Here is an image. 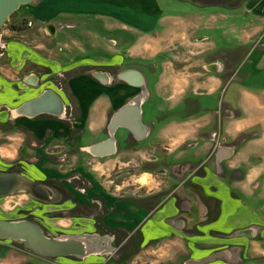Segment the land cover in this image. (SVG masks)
<instances>
[{
  "label": "crops",
  "instance_id": "1",
  "mask_svg": "<svg viewBox=\"0 0 264 264\" xmlns=\"http://www.w3.org/2000/svg\"><path fill=\"white\" fill-rule=\"evenodd\" d=\"M94 1L96 5L84 6L82 1L80 6L86 8L84 12L98 16L95 20L101 22L103 29L93 30L97 35L106 38L122 30H158L147 16L156 13L157 8L149 10L136 5L123 9L116 0ZM210 10L209 27L206 16L195 6L181 13V45L186 43V33L193 30L195 45L210 46L207 62L194 73L201 74V78L194 82L161 91L158 71L145 76L126 65L134 56L125 53H114L108 61L98 63L106 68L99 73L105 78L98 80V73H92L73 76L68 81V92L73 95V104L86 127L81 143L69 145L73 150L70 156L87 159L88 164L91 158L116 161L126 155L132 164L143 157L152 168L139 177L155 174L164 179V188H170L151 208L157 187L150 186L151 177L146 183L150 187L149 195H145V202H149L146 206L133 197L137 194L127 199L106 191L107 187L91 171L87 172L92 183L89 182L86 204H103L107 211L99 217H72L73 221H81L82 229L87 228L84 232L89 234L83 236L92 239L91 245L98 250L84 257L81 264H264V14L255 17L258 27L250 21L248 12H242L241 26H233L234 23L216 21V10ZM23 16L19 13L13 22ZM112 20L115 26L111 30L107 24ZM160 20L162 17L156 20L158 25ZM125 22L134 27L128 28ZM218 28L225 30V45L247 46L245 56L231 69L211 55L218 49L212 38ZM254 29L260 30L258 41H253L257 37L248 36ZM229 30H235V34L231 35ZM36 33L45 37L57 34L58 30L52 25L36 29ZM111 40L117 42L116 34ZM176 94H181L179 101L172 103ZM218 94L224 98L223 119L219 107L216 109L210 103ZM60 98L66 109L69 100ZM128 107H137L141 127H126L135 118L130 109L121 112ZM115 118L118 121L108 136L105 130ZM36 119L51 121L54 117ZM109 139H113L115 151L106 155ZM29 149L36 152L35 146ZM109 163L105 160L102 165ZM253 169L256 175L249 181ZM121 188L117 185L115 190ZM6 253L0 257V264L26 262L11 257L9 251Z\"/></svg>",
  "mask_w": 264,
  "mask_h": 264
},
{
  "label": "rangeland",
  "instance_id": "2",
  "mask_svg": "<svg viewBox=\"0 0 264 264\" xmlns=\"http://www.w3.org/2000/svg\"><path fill=\"white\" fill-rule=\"evenodd\" d=\"M82 1L84 6L96 5L93 0H41L35 4L22 5L7 18L0 29V171L18 173L27 182L42 186L50 195V198H44L35 194L40 198L36 199L27 191H17L2 197L0 219L35 222L46 236L56 239L89 234L84 232L87 228L80 227L81 221H73V216L96 214L99 217L107 211L103 204H93L92 207L86 204L91 182L87 175L89 171L107 187L106 191L123 195L127 199L137 194L133 197L146 206H149V202H145V195H149L150 191L147 182L151 177L150 186L158 187L154 188L151 208L156 206L152 205L155 201L157 203L170 191V188H164V179H159L155 174L139 177V174L152 168L148 163L145 164L143 157H138L132 164L126 155L116 161L91 158L88 164L87 159L70 156L73 150L69 145L81 139L86 127L82 125L81 114L73 104V95L68 92V81L73 76H91L92 73H98V80L99 77L105 78L99 76V73H103L106 68L99 67L98 63L108 61L114 53H125L134 56L126 65L141 71L145 76H152L158 71L161 91L169 90L170 87L181 88L201 78V74L194 73L202 70L201 66L210 55L209 45H195L196 33L193 30L186 33V43L181 45V13L191 6L197 7L206 16L208 27L210 9L216 10V21L221 24L234 23L233 26H241L242 12H248L250 21L258 27V19L255 17L258 13L264 14V0H116L121 2L120 7L123 9L136 5L146 6L149 10L157 8L156 13L147 16L150 17L148 22L156 25L155 29L158 30H122L104 38L93 31L103 29L99 25L101 22L95 20L98 16L84 12L86 8L80 6ZM111 1L106 0V3ZM19 13L24 18L13 22ZM158 17H162L159 25L156 22ZM212 22L215 23V20L212 19ZM124 24L128 28L134 27L126 22ZM52 25L56 26L57 34L45 37L34 34L36 29ZM102 25L106 27V22L102 21ZM107 25L112 30L115 21ZM259 31H249L248 36L257 37L253 41H258ZM224 32L218 28L213 33L212 38L218 43V49L211 55L217 56L222 64L231 69L245 56L247 46L225 45ZM229 33L235 34V30H229ZM115 34L118 39L116 43L111 40ZM120 42L124 44L123 47L119 45ZM156 53L159 54L150 60ZM109 72L113 74L111 70ZM46 90H53L63 99L65 97V101L66 98L69 100L61 116L51 121H40L36 119L39 117H23L13 112ZM188 91L187 88L186 94ZM176 95L172 103L179 101L181 94ZM219 95L210 103L216 109L219 107V116L223 119L224 98L223 94ZM34 146L36 152L29 149ZM105 160L111 162L102 165ZM117 185L122 188L115 190ZM140 186L142 188H138ZM170 194H173L172 191ZM8 251L11 257L26 261L21 264H81L84 258L49 257L33 252L21 241L0 240V257L8 255Z\"/></svg>",
  "mask_w": 264,
  "mask_h": 264
},
{
  "label": "water",
  "instance_id": "3",
  "mask_svg": "<svg viewBox=\"0 0 264 264\" xmlns=\"http://www.w3.org/2000/svg\"><path fill=\"white\" fill-rule=\"evenodd\" d=\"M41 0H0V29L5 24L7 18L16 10L20 8L22 5L27 4H35L40 2ZM136 74V73H135ZM139 81L141 82V77L137 74ZM46 101H53L56 106L54 108L46 106L47 109L41 108V103H46ZM61 98L53 90H46L42 94H40L35 99L29 100L23 104L21 107L23 111H28L31 115L36 114H51L55 116L61 115ZM31 108H36L33 112ZM130 107L122 109L121 112H127ZM137 115L129 125L126 127L130 129L131 127H139L140 124V112L136 109ZM120 118L119 116H117ZM118 121L117 118L111 121L113 131L115 122ZM113 139H109L106 141V148L109 145V148L106 149V155L112 154L115 151L111 146V142ZM98 148L101 145L97 146ZM110 149V150H109ZM18 173L14 172H1L0 171V198L8 196L12 193L15 194L18 192H22L16 190L19 186H24L27 188L28 194L33 196L36 199H40L37 195V187L31 184L26 185L25 182L27 179H24L19 175L21 179L17 178ZM17 178V179H16ZM36 187V188H35ZM16 190V191H15ZM66 240L65 242L59 241ZM50 238L46 236L42 230V228L35 222L30 221H7L0 219V240H16L23 242L30 250L37 254L49 256V257H65V256H79L86 257L95 252H97V248L92 246L90 239L87 236H72V237H63V238ZM94 247V248H93ZM78 249V250H76Z\"/></svg>",
  "mask_w": 264,
  "mask_h": 264
},
{
  "label": "bare ground",
  "instance_id": "4",
  "mask_svg": "<svg viewBox=\"0 0 264 264\" xmlns=\"http://www.w3.org/2000/svg\"><path fill=\"white\" fill-rule=\"evenodd\" d=\"M43 93V92H42ZM41 93V94H42ZM40 95V94H39ZM38 95V96H39ZM37 96V97H38ZM35 99V98H34ZM32 100V99H31ZM61 103H62V106H61V115L63 114V111H64V108H63V102H62V99H61ZM23 106V105H22ZM22 106H20L19 108H17L16 110H14L13 112L16 114V115H21V116H23V117H29V118H35V117H40V116H45V115H48V116H51V117H59V116H61V115H59V116H55V115H51V114H36V115H31V114H29L28 113V111L26 110V111H23L22 110ZM46 106H49V107H52V108H54L55 106H56V104L53 102V101H46V103H41V108L42 109H47V107ZM36 108H31V110L33 111V112H35L34 110H35ZM111 146L113 147V143H111ZM108 148H109V146H108ZM110 150V149H109ZM89 151H90V153H94V150L93 149H89ZM1 172H4V171H1ZM17 178L18 179H21L18 175H17ZM16 178V179H17ZM25 184L26 185H28L29 186V184H31V185H33V186H39V185H36V184H33V183H31V182H25ZM36 188V187H35ZM19 189V191H26L27 190V188L26 187H24V186H19V187H17L16 188V190H18ZM15 190V191H16ZM12 194V193H11ZM37 194L38 195H40L41 197H44V198H50V195H49V193L42 187V186H39V187H37ZM2 198V197H1ZM59 241H62V242H65L66 240H61V239H58ZM76 250H78V249H76Z\"/></svg>",
  "mask_w": 264,
  "mask_h": 264
},
{
  "label": "flooded vegetation",
  "instance_id": "5",
  "mask_svg": "<svg viewBox=\"0 0 264 264\" xmlns=\"http://www.w3.org/2000/svg\"><path fill=\"white\" fill-rule=\"evenodd\" d=\"M111 72H113L112 70H111ZM115 74V72H113V75ZM117 78H115V80H114V83H115V81H117L116 80ZM141 83V82H140ZM36 98V97H35ZM136 109H137V107H133V108H131L130 109V111H132L133 113H134V115L136 116L137 115V111H136ZM62 113V112H61ZM46 116H48V115H46ZM139 127H141V126H139ZM111 129H112V123H110V125L107 127V131H105L107 134H108V136H110L112 133V131H111ZM114 130V129H113ZM142 130H145L143 127H142ZM141 130V131H142ZM118 132H116L115 133V135L116 136H118V134H117ZM144 132H142V134H143ZM144 135V134H143ZM140 137V136H139Z\"/></svg>",
  "mask_w": 264,
  "mask_h": 264
},
{
  "label": "clouds",
  "instance_id": "6",
  "mask_svg": "<svg viewBox=\"0 0 264 264\" xmlns=\"http://www.w3.org/2000/svg\"><path fill=\"white\" fill-rule=\"evenodd\" d=\"M254 175H256V170H255V169L252 170V173L248 176L247 179H248L249 181H251V179L253 178Z\"/></svg>",
  "mask_w": 264,
  "mask_h": 264
}]
</instances>
